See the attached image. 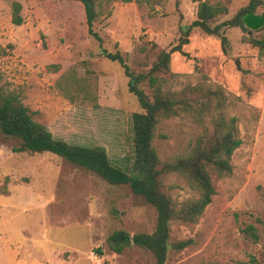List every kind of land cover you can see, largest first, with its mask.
I'll return each mask as SVG.
<instances>
[{
	"label": "rangeland",
	"instance_id": "obj_1",
	"mask_svg": "<svg viewBox=\"0 0 264 264\" xmlns=\"http://www.w3.org/2000/svg\"><path fill=\"white\" fill-rule=\"evenodd\" d=\"M12 1L0 0V85L15 92L55 138L102 145L114 165L130 171L131 115L140 107L123 66L102 49L118 51L131 71L147 73L158 53L177 43L180 27L196 18L198 2L99 0L92 26L99 44L74 0L48 6L18 0L19 25L11 21ZM207 1L225 8L216 21L233 18L249 2ZM244 26L225 27L219 35L192 28L184 46L190 57L173 52L167 70L158 73L171 90L195 83L200 73L220 84L241 139L230 174L219 177L208 167L215 193L199 219L171 222L170 240L191 242L170 247L166 264H264V55L247 41L264 38V27ZM140 86L150 91L147 81ZM199 132L188 114L162 119L152 140L158 167L188 153ZM9 142L0 140V264H155L151 252L134 243L121 253L108 244L115 230L133 234L155 226L154 207L128 184L109 183L52 152H12ZM159 178L177 204L198 197L174 171ZM246 224L256 228V240L243 232Z\"/></svg>",
	"mask_w": 264,
	"mask_h": 264
},
{
	"label": "trees",
	"instance_id": "obj_2",
	"mask_svg": "<svg viewBox=\"0 0 264 264\" xmlns=\"http://www.w3.org/2000/svg\"><path fill=\"white\" fill-rule=\"evenodd\" d=\"M37 1L48 6L58 0ZM74 1L82 5L87 31L100 44L101 37L92 26L101 12V1ZM192 1L198 2L196 18L180 27L181 36L177 43L168 50H161L147 73L131 71L118 51L102 49L106 57L117 60L123 66L129 78V91L137 97L140 107V110L134 111L131 115L130 171L114 165L102 145L75 144L55 138L43 124L32 118L28 107L21 102L15 92L8 91L0 85V140L3 142L10 140L12 152H52L74 165L95 172L109 183L128 184L135 194L154 207L156 223L151 232L129 234L119 229L109 234L107 241L116 253H121L131 243L141 246L151 252L155 264H166L167 251L170 247L178 250L191 242L190 239L172 242L171 222L174 220L196 222L199 219L215 193L208 167H212L219 177L230 174L231 155L241 143L237 134L236 117L226 114L228 97L220 84L209 82L208 76L200 73L195 83H186L179 90H171L164 87L158 73L167 70L173 52L184 55L186 59L190 57L184 46L189 42V32L194 27L207 34L217 35L228 26L245 28L246 24L255 28L264 27V10L257 12L258 7H264V0H249L233 18L223 21H216L217 16L225 10L222 5L210 4L207 0ZM20 10V1L13 0L11 21L17 25L23 21ZM254 18H257L256 22L253 21ZM225 40L226 37L221 35L222 44ZM247 41L257 47L260 55H264V38L247 37ZM58 67V64L47 65L53 72L57 71ZM195 70L199 72L197 65ZM143 81L148 82L149 92L140 86ZM84 94L88 95L90 92L86 90ZM73 98L71 94L70 99ZM180 114H188L192 122L200 128V132L188 153L164 162L159 168L161 161L152 144L155 129L162 119ZM163 171H174L183 176L187 184L198 191V197L175 203L161 189L159 176ZM242 230L254 240L257 239L254 225L246 224ZM251 260L254 262V259Z\"/></svg>",
	"mask_w": 264,
	"mask_h": 264
},
{
	"label": "water",
	"instance_id": "obj_3",
	"mask_svg": "<svg viewBox=\"0 0 264 264\" xmlns=\"http://www.w3.org/2000/svg\"><path fill=\"white\" fill-rule=\"evenodd\" d=\"M249 33H250V31H249ZM236 64H238V61L236 60Z\"/></svg>",
	"mask_w": 264,
	"mask_h": 264
}]
</instances>
